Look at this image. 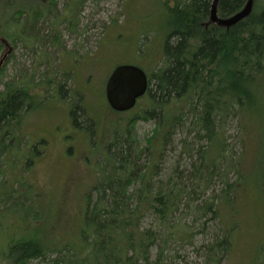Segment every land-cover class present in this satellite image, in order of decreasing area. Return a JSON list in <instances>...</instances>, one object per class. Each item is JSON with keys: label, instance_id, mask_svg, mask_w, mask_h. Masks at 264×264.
<instances>
[{"label": "trees", "instance_id": "16d2710c", "mask_svg": "<svg viewBox=\"0 0 264 264\" xmlns=\"http://www.w3.org/2000/svg\"><path fill=\"white\" fill-rule=\"evenodd\" d=\"M77 2L82 4L73 0L66 15ZM247 2L219 0L217 13L221 18L235 17ZM212 3L167 0L169 24L162 60L151 72L147 62L148 92L137 103L134 113L138 111L126 129L108 139L98 160L97 155L87 161V167L99 162L98 168L90 169L81 215L77 221L72 219V227L67 224L68 230L61 224L64 213L61 222L51 223L42 209L45 188L37 190L31 172L43 156L40 146L45 142H29L24 131L26 116L40 109L49 91L30 74L28 80L13 77L2 83L1 68L0 264H165L173 256L171 243H187L195 229L204 231L203 218L220 220L223 238L216 236L205 256L207 263L221 264L232 247L230 230L222 225L223 210L228 207L238 213L241 184L246 181L241 158L230 155L226 129L230 121L246 126L264 117V0H253L252 10L229 26L211 20ZM46 7L32 20L41 21L53 13V8ZM53 20L49 35L34 32L38 43H60L62 21ZM31 25L37 26L32 21ZM67 25L69 30L76 28ZM68 91L62 86L61 94ZM82 110L87 112L78 103L71 110L79 127ZM137 119L156 120L145 146L133 132L131 123ZM181 128L196 133L195 143L207 139V144L195 147L183 138L180 156L190 159L191 168L180 169L177 162L168 175L158 177L167 144ZM230 169L239 175L235 181L230 180ZM217 182L222 184L220 191L209 194ZM62 193L61 209L68 191ZM55 204L51 205L56 211ZM188 216L193 217L191 223L185 222ZM148 217L154 222L144 226Z\"/></svg>", "mask_w": 264, "mask_h": 264}, {"label": "rangeland", "instance_id": "374dc122", "mask_svg": "<svg viewBox=\"0 0 264 264\" xmlns=\"http://www.w3.org/2000/svg\"><path fill=\"white\" fill-rule=\"evenodd\" d=\"M31 1L0 0L1 36H6L9 25L16 27L15 23L19 24V10L26 7L31 11L35 2L46 5L41 0ZM72 1L51 0L54 11L49 14V18L32 20L37 24V30L47 35L52 28L54 30V17L61 20L58 44L62 46L46 42L38 43L32 49L15 39L12 42L15 50L10 54L11 58L1 78L2 83L13 77L28 80L26 75L30 74L43 84L48 79L56 81L58 78L59 81L66 78L65 88L69 89L68 93H57L49 86V96L42 100L40 109L28 113L24 125L29 142L42 139L45 142V146H40L43 156L37 158L31 179L37 190L45 188L41 192L45 204L42 209L49 216V221L61 222L60 218L64 213L65 222L63 220L61 223L65 224L63 230H68L69 223L72 227V219H79L85 187L90 182V171L98 168L99 162H93L91 167H87L90 165L87 161L95 160L97 155L98 160L99 155L106 150L108 139L117 132L121 134L130 123L128 120L138 111L134 113L132 109L117 112L109 106L105 99L107 79L121 64H134L147 72L149 61L148 72H151L155 64L162 60L169 24L167 0H82V4L77 2L75 10L66 15L65 11H70L67 8L73 6ZM66 18L71 19L65 22ZM65 23L70 27V23L74 24L76 28L69 30ZM13 27L12 30L15 29ZM1 50L2 48L0 57ZM70 52L73 55L69 62L71 64L73 60V63L69 70L74 73H62L61 69L66 68L69 63L64 54ZM150 59L154 60L152 65ZM76 103L87 111L82 110L84 117L80 118L81 127L74 125L71 116ZM131 125L133 132L145 146L147 139L154 134L156 120L137 119ZM187 132V128L179 129L168 142L158 177L168 175L177 162L181 165L180 169L191 168L190 159L180 156L183 138L193 142L195 147L207 144V139L195 143L196 133ZM226 135L232 159L241 158L243 162V178L246 181L241 184L238 213L235 214L228 207L223 210L222 225L230 230L232 247L229 252L224 253L221 264H264V117L247 122L246 126L239 125L235 120L230 121ZM195 158L197 159L196 156ZM238 176L234 169L229 170L231 181L238 179ZM221 186L217 182L209 194L211 191L219 192ZM64 189L68 191V198L65 199L62 210L58 206L62 202L59 200ZM93 195L92 199H95V193ZM52 203H56V211ZM192 219V216H188L185 222L191 223ZM206 219L203 218L206 222L204 231L195 229L199 233L195 232L191 241H175L170 244L173 256L167 257L165 264H209L205 252L209 245L215 244L216 236L220 240L223 238V231L220 220ZM153 222L148 217L144 226H150ZM77 231L78 229L75 234Z\"/></svg>", "mask_w": 264, "mask_h": 264}, {"label": "water", "instance_id": "95a60500", "mask_svg": "<svg viewBox=\"0 0 264 264\" xmlns=\"http://www.w3.org/2000/svg\"><path fill=\"white\" fill-rule=\"evenodd\" d=\"M219 0H213L211 7V20L219 25L229 26L246 16L251 10L253 0H248L243 11L235 17L221 18L217 13ZM4 59L0 61V68ZM149 78L144 69L133 64L117 66L106 84V98L111 108L117 112L132 110L138 99L148 90Z\"/></svg>", "mask_w": 264, "mask_h": 264}, {"label": "flooded vegetation", "instance_id": "af4514ba", "mask_svg": "<svg viewBox=\"0 0 264 264\" xmlns=\"http://www.w3.org/2000/svg\"><path fill=\"white\" fill-rule=\"evenodd\" d=\"M32 1H36V0H32ZM41 1L46 2V6L49 9L52 8V4H50L51 0H50V2H49V0H41ZM53 5H54V3H53ZM43 6H45V5L44 4H40L38 2H35V7L33 8V10L29 11L26 7L21 9V10H19V12H20L19 13V25H17L16 27H13L12 25H9L8 28H7L9 31L6 32V36H1L0 35V48L1 47L3 48V52H2V56L0 57V61H1L2 58H4L2 67L5 68L7 66L6 64L9 61V59L11 58L10 54H12V52L15 50V46H13V44L11 42L12 39H13V42H15V39H18L19 41H22L26 47H28V48L31 47L32 49L35 48L38 45V42L40 40H39V38L36 39L35 36H34V32L38 31L37 30V26H32L31 25V21H32V16H34L36 14V12L41 11V8H43ZM70 9L71 8H69L68 10H70ZM31 12H32V14H31ZM65 12H68V11H65ZM49 16L50 15L46 16V18L48 19ZM51 18H52V16H51ZM61 25H63V24H61ZM12 27L15 28V29L12 30ZM15 31H16L17 35L13 34ZM9 38L11 39V41H10ZM33 43H36V44H33ZM58 45L62 46L61 44H58ZM72 55L73 54H71V52L68 53V54H64L65 58L68 59V62H69L70 58L72 59ZM72 63H73V60H72ZM72 63L70 64V62H69L68 66H66V68L61 69L62 73H71V72H73L72 70H69V66L72 65ZM49 81L52 82V80H48L47 82H45V84H43V86L46 89H48V87L50 86L51 88H53L52 90H54V91L56 90V92L60 93V94H61L62 86H64V89H66L65 88L66 83H60V80L58 81V78H57V80L54 83L48 84Z\"/></svg>", "mask_w": 264, "mask_h": 264}, {"label": "bare ground", "instance_id": "6f19581e", "mask_svg": "<svg viewBox=\"0 0 264 264\" xmlns=\"http://www.w3.org/2000/svg\"><path fill=\"white\" fill-rule=\"evenodd\" d=\"M168 33V32H167Z\"/></svg>", "mask_w": 264, "mask_h": 264}]
</instances>
